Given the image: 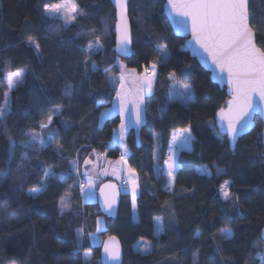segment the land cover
Instances as JSON below:
<instances>
[{
    "label": "trees",
    "instance_id": "trees-1",
    "mask_svg": "<svg viewBox=\"0 0 264 264\" xmlns=\"http://www.w3.org/2000/svg\"><path fill=\"white\" fill-rule=\"evenodd\" d=\"M45 2L57 0H0V77L9 70L28 69L23 83L10 93L7 115L0 120V174L7 172V180L0 183V264H100L101 245L110 236L122 246L123 264H261L252 257L264 251L262 124L255 119V129L238 141L233 152L227 139L208 126L224 108L227 95L189 57L184 41L174 37L163 14L164 0H130L133 54L129 60H120L114 53L115 20L109 0H76L84 17L67 30L59 28V21L50 22V27L40 22ZM249 13L257 45L264 47L260 38L264 0H249ZM90 29L103 42V51L92 54L89 61L96 63V69H85L79 63L86 55L80 48L90 38ZM29 35L40 44L39 53L28 45ZM157 36L166 37L158 42L168 45L169 59L157 68L153 94L145 100L144 123L124 136L127 164L135 169L139 185L136 208L131 192L121 193L116 218L110 220L100 214L96 202L83 203V181L78 184L77 175L92 154L99 170L120 159L121 149L112 140L120 118L100 126L101 113L111 107L115 97V84L108 77L120 74L117 61L143 74L158 59L150 42ZM173 71L179 83L192 86L194 98L187 105L169 99ZM68 85L73 89L70 97L64 95ZM6 90V82L0 79V106ZM57 104L64 110L51 126V131L58 130L56 142L44 148H25L29 129L48 135L49 129L41 132L39 128L48 114L42 110ZM189 124L194 138L188 150L178 155L174 187L169 191L162 169L171 133ZM10 141L15 155L9 169ZM201 166L212 175H202ZM217 168L223 174L217 175ZM49 169L47 191L29 196L27 190L39 187ZM225 180L232 182L228 201H222L219 192ZM108 181L112 179L100 185ZM61 197L69 203L63 215ZM157 217H163L165 225L158 234ZM99 219L106 225L98 233L99 245H94L90 238L96 234ZM223 227L232 228L231 240L221 236ZM197 229L202 233L199 236ZM140 241L150 243L147 255L133 250ZM85 252L90 254L89 260H85Z\"/></svg>",
    "mask_w": 264,
    "mask_h": 264
},
{
    "label": "snow or ice",
    "instance_id": "snow-or-ice-1",
    "mask_svg": "<svg viewBox=\"0 0 264 264\" xmlns=\"http://www.w3.org/2000/svg\"><path fill=\"white\" fill-rule=\"evenodd\" d=\"M115 7L118 9L119 19L116 24V51L121 55H129L131 53V44L133 37L128 21V0H114ZM249 0H167L169 14L172 15L173 21L180 31H190L194 45L203 50L207 54L206 59H210L219 72L227 76V83L230 88L232 99L227 102L226 108H220L216 113V120L209 121V127L219 129L217 135L226 136L232 150H235L239 138L246 131L254 128L253 115L260 113L262 116L261 122L264 123V47L258 46L256 42V32L251 25V16L249 13ZM84 12L76 0H57V2H45L42 5L40 22L49 25L50 22L62 21L59 28L67 30L69 26L78 23V18H83ZM183 18L177 20L176 18ZM59 30V29H57ZM90 38L85 45H82L81 52L86 55L79 61L84 65L85 69L91 67L96 69L98 66L94 61L89 63L93 53L103 51V42L100 35L96 34L95 29L89 30ZM264 40V32L261 33ZM161 38L157 36L151 39L150 42L155 45V51L158 53V59L150 63V67L144 69V74L140 77L135 76V69L130 75L134 77L137 83L135 93H130L125 89L126 77L122 72L119 77V88H115V99L111 101L114 105L112 109H107L101 113V119L110 116L113 111H118L121 117L120 132L117 137V142L124 146L125 152L121 155L117 163L127 164L125 155L127 154V145L123 144L124 133L131 126L139 127L145 121V99L150 98L154 91V83L157 79V68L161 62H166L169 59L168 45H161L158 41ZM29 46H34L37 53L40 52V44L36 39L29 35L27 37ZM120 67L125 69L126 66L120 63ZM28 69L21 68L16 71H7L0 79L6 82L7 90L4 92V104L0 106V120H3L8 111L10 103V93L23 83V78ZM108 69H105L107 72ZM115 78L108 77L109 82H113ZM169 80V99L178 100L187 105L193 99L192 86L189 84H180L176 80V73H170ZM72 86L68 85L64 95H72ZM100 104L104 101H100ZM131 106V107H130ZM64 108L63 105L57 104L50 109L42 110L48 114L46 119L39 125L41 132L49 129L48 135L45 137L34 129H29L25 134L29 139L23 143L25 148H35L39 145L44 148L56 142L58 130L51 131V126L54 123V118L59 117ZM67 127V122H61ZM264 138V133L259 134ZM192 128L189 124L187 127L175 129L172 132L171 142L169 144L170 155L165 161L167 165L165 174L169 178V188L171 191V183L175 180V171L177 164L175 154L177 151L190 147L193 140ZM15 149L14 142L10 141L9 148V169L12 160L14 159ZM85 164L89 161L85 160ZM159 171V169H158ZM202 175H212V171L206 166H201L199 169ZM223 169H216L217 175L223 174ZM129 183L132 185V207L136 208L137 174L135 169L129 166ZM52 173L49 169L45 171L44 178L39 182V187H32L27 190V194L33 198L47 191L48 179ZM7 180V172L0 174V182ZM230 180H225L219 186V192L222 200L228 201L231 196ZM92 181L89 178L87 185L81 183L80 191L91 196V192H86L91 189ZM113 185H105V188H114ZM101 195L104 196L105 210L111 215V209L115 203L114 196L106 194L104 189H101ZM69 208V203L65 197L60 198V210L63 215L64 211ZM237 214H239L237 212ZM231 218V217H230ZM101 222L97 220L99 226ZM168 225L167 227H170ZM165 225L163 217L155 219V231L160 233L164 231ZM99 230V228H98ZM219 232L224 240H231L233 230L230 227H223ZM202 233L199 229L196 230V235ZM261 239L264 240V232L261 233ZM109 244L105 242L104 253L106 256L105 264L112 261L113 264H120L121 251L116 242L115 237H109ZM81 232H77L76 247L79 250L81 246ZM151 245L148 242L143 244V251L150 250ZM89 254L85 252L87 257ZM196 253L193 254L195 261ZM253 261L259 259L261 264H264V251L257 252L253 257Z\"/></svg>",
    "mask_w": 264,
    "mask_h": 264
},
{
    "label": "water",
    "instance_id": "water-1",
    "mask_svg": "<svg viewBox=\"0 0 264 264\" xmlns=\"http://www.w3.org/2000/svg\"><path fill=\"white\" fill-rule=\"evenodd\" d=\"M109 1H110V4H111V6H112V8L114 10V20H115V24H114V28H113L114 53H115L116 57L119 58L120 60H129L132 57V54H133L132 44L130 46L131 47V53L129 55H126V56L125 55H121V54H118L117 51H116V24H117V21L119 19V16H118V9L115 7V4H114V0H109ZM129 3H130V0H128V4ZM248 7H249V4H248ZM163 14H164L165 18L167 19V21H168V23L170 25V28L172 30V33H173L174 37L184 41V47L187 50V52L189 53V57L191 59L195 60L196 63L199 65V67L201 69H203L206 73L209 74L210 81H211L212 84L218 86L220 90H225V93H226L227 98H228V100L226 101L225 106H224V108H226L227 107V102L232 99L230 88H229V85L227 83L226 74H223V78H221L222 74L219 72V70L214 65H212L210 59H206L207 54L203 53V50L199 49V47L197 45H194L193 43H190L192 41V36H191L190 31L185 32V31H180V30L177 29V25L173 21L172 15L169 14V10H168V7H167V0H164ZM176 19L177 20H181L183 18L177 17ZM128 21H129V25H130V28H131V23H130V19H129V8H128ZM255 119H258L261 122V120H262L261 114L258 113V112L254 113V115H253L254 128L246 131L245 133H243L241 135V138H239V140H241V139L245 138L246 136H248L255 129V126H256ZM215 120H216V115H215L214 121ZM261 124H262L261 133H264V123L261 122ZM217 131H219L218 128H217ZM223 137H225L227 139V141H228V138L226 136H223ZM261 144H262V146L264 148V138H261ZM229 149H230L231 152H233V150L230 147V145H229ZM105 185H113L115 187L114 188H105ZM101 189H104L106 194H110V195L114 196L115 203L113 205V208L111 209V213H112L111 215H109L108 212L105 210V207H104V196L101 195ZM120 198H121V192L119 190V187H118L117 183L108 181V182H105L102 185H100L98 190H97V193H96V204L98 205L100 214L103 217L107 218V219L114 220L116 218V215H117V211H118V207H119V203H120ZM262 232H264V227H263L261 233ZM110 237H114V236H110ZM115 240H116V242H118V246H119L120 251H121L120 264H123V250H122V246H121L119 240L116 237H115ZM105 242H108L109 244L112 243L111 241H109V237H107L103 241V243L101 245V248H100V261H99L100 264H105V261H106V256H105V253H104V244H105ZM262 242L264 243V240H262ZM107 264H113V262L112 261H108Z\"/></svg>",
    "mask_w": 264,
    "mask_h": 264
},
{
    "label": "crops",
    "instance_id": "crops-1",
    "mask_svg": "<svg viewBox=\"0 0 264 264\" xmlns=\"http://www.w3.org/2000/svg\"><path fill=\"white\" fill-rule=\"evenodd\" d=\"M149 67H150V66H149ZM119 70H120V69H119ZM23 79H24V78H23ZM110 83H111V84L114 83V84H115L114 87H115V88H119V82H118V81L116 82V80H114L113 82H110ZM154 85H155V83H154ZM136 88H137L136 86H128L127 81L125 82V89H126L127 91H129L130 93H135ZM114 99H115V97H114ZM146 99H147V98H146ZM146 99H145V100H146ZM113 107H114V105H113V103H112V105H111V107H110L109 109H112ZM105 111H106V110H105ZM105 111H103V113H104ZM116 116H118V117L120 118V122H121V117H120V115H119V112H118V111H113L112 114H111L110 116H106L103 120H102L101 117H100V126H101L106 120L111 119V118L116 117ZM141 125H142V124H141ZM141 125H139V127H135V126H131V125H130V126L127 128V130L130 129V128H134L136 131H138ZM127 130L125 131L124 136H125ZM119 132H120V126H119V128H118L117 130H115V131L113 132V134H112V140H113L115 143H117L118 146L120 147V149L122 150V151H121V154H124V152H125L124 146H123L121 143H118V142H117V137L119 136ZM171 137H172V133H171ZM171 137H170V140H171ZM123 144H125L124 139H123ZM187 150H188V148H186V149H182L181 151H179V153L177 154L176 160H177L178 155L180 154V152H182V151H187ZM127 157H128V150H127V154L125 155V159H126V160H127ZM168 157H169V156H168ZM86 160H88L89 163H88V164H85V163H84V164L82 165L80 171H79V174H80L81 177L83 178V180H82L83 183H84V180L86 179V176H87L88 170H89V172H90V171H92V170L98 169V167H97V157H96V155L92 154V155H90ZM167 160H168V158H167ZM118 161H119V160H118ZM164 164H165V163H164ZM106 166H107V167H105L104 170H102V171H103V172H105V171H108V172H109V173L106 175L107 177H108V176H114V177H115V176H118V177H119V176L125 174V175L128 177V179H129V177H130V173H129V166H128V164L117 163V161H116V162H109V163L106 164ZM177 170H178V165H177V168H176V172H177ZM176 172H175V175H176ZM166 179H167L168 188H169V178L166 177ZM130 186H131V188H132L131 183H130ZM173 187H174V182L171 183V191H172ZM137 189H138V188H137ZM88 191H90V190H86V192H88ZM90 192H91V196L86 195L85 192H80V194H81V198H82V201H83L84 204H88V203L91 204V203H94V202H95V199H96V192H93V190H91Z\"/></svg>",
    "mask_w": 264,
    "mask_h": 264
},
{
    "label": "rangeland",
    "instance_id": "rangeland-1",
    "mask_svg": "<svg viewBox=\"0 0 264 264\" xmlns=\"http://www.w3.org/2000/svg\"><path fill=\"white\" fill-rule=\"evenodd\" d=\"M59 22H61L62 23V21H59ZM93 54H95V53H93ZM120 63H122L123 65H125L126 66V64H124L123 62H121V61H117V65H118V67H119V69H120V74L118 75V77L117 78H115L114 80H116V82L118 81L119 82V77H120V75H121V73L123 72L124 74H125V77H126V81H127V84H128V86H138L137 85V83L135 82V80H134V77L132 76V75H130V73L132 72V70L131 69H129V68H127V66H126V68L125 69H122L121 67H120ZM135 76L136 77H140V76H142V74H138L137 72H135ZM180 84H182V83H180ZM193 98H194V94H193ZM193 100V99H192ZM172 102H175V103H180V104H183L182 102H180V101H178V100H171ZM183 105H185V104H183ZM131 107V106H130ZM129 130V129H128ZM127 130V131H128ZM170 142H171V140H170ZM170 142H169V144H170ZM122 151V150H121ZM181 151V150H180ZM179 153V151H177L176 152V154H175V161H176V164H177V160H176V157H177V154ZM170 155V149H169V147H168V156ZM169 158V157H168ZM105 167H107V166H105ZM166 168H167V165L166 164H164V166H163V175L165 176V177H167V175L165 174V172H166ZM104 170V169H103ZM77 170H76V167H75V172H76ZM176 172V171H175ZM109 172L108 171H105V172H103L102 170H99V168L98 169H95V170H92V171H90L89 172V170H88V173H87V176H86V179L84 180V184L85 185H87V183H88V180H89V178H91V181H92V187H91V189H87L86 188V190H93V192H96L97 193V190H98V188H99V186H100V184L103 182V181H105L106 179H112V181L111 182H115V183H117L118 184V181L120 180V177H122V176H126L125 174H123V175H121V176H106L107 174H108ZM76 174H78L77 172H76ZM78 177H80V178H78V180H77V182H78V184L80 183V180L82 179L83 180V178L81 177V175L79 174V175H77ZM127 177V176H126ZM128 178V177H127ZM168 178V177H167ZM128 181H129V179H128ZM1 183V182H0ZM137 192H138V189H137ZM131 195H132V188H131ZM220 198H221V195H220ZM66 199V198H65ZM67 200V202H68V199H66ZM221 200H222V198H221ZM222 201H224V200H222ZM95 202H96V199H95ZM99 221L101 222L100 224H99V226H98V224H97V230H96V234L94 235V236H91V238H90V241H91V243L92 244H94V245H99V242H100V238L98 237V233L101 231V230H103L104 229V227H105V221L103 220V219H99ZM98 228H99V230H98ZM145 243V241H140V242H138V243H136L135 245H134V247H133V250L135 251V252H138V253H140L141 255H147L149 252H150V250L149 251H147V252H145V251H143V244ZM150 244V243H149ZM150 249H151V247H150ZM89 254V253H88ZM84 258H85V260H89V258H90V254L86 257L85 255H84Z\"/></svg>",
    "mask_w": 264,
    "mask_h": 264
},
{
    "label": "built area",
    "instance_id": "built-area-1",
    "mask_svg": "<svg viewBox=\"0 0 264 264\" xmlns=\"http://www.w3.org/2000/svg\"><path fill=\"white\" fill-rule=\"evenodd\" d=\"M143 74H144V72H143ZM118 187H119V190L122 194H127V193L131 192V186H130V183H129L128 178L126 176L120 177V180L118 181Z\"/></svg>",
    "mask_w": 264,
    "mask_h": 264
}]
</instances>
